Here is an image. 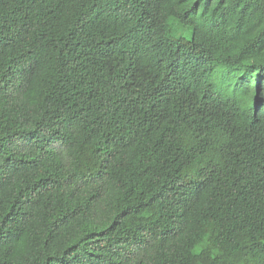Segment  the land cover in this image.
Masks as SVG:
<instances>
[{
    "label": "trees",
    "instance_id": "16d2710c",
    "mask_svg": "<svg viewBox=\"0 0 264 264\" xmlns=\"http://www.w3.org/2000/svg\"><path fill=\"white\" fill-rule=\"evenodd\" d=\"M0 264H264V0H0Z\"/></svg>",
    "mask_w": 264,
    "mask_h": 264
}]
</instances>
